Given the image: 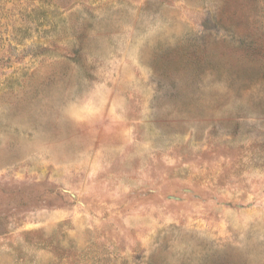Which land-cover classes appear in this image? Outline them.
Instances as JSON below:
<instances>
[{
    "label": "rangeland",
    "instance_id": "rangeland-1",
    "mask_svg": "<svg viewBox=\"0 0 264 264\" xmlns=\"http://www.w3.org/2000/svg\"><path fill=\"white\" fill-rule=\"evenodd\" d=\"M0 264H264V0H0Z\"/></svg>",
    "mask_w": 264,
    "mask_h": 264
}]
</instances>
